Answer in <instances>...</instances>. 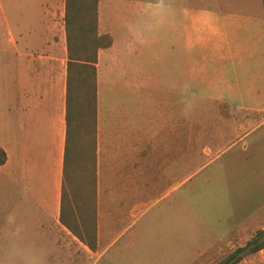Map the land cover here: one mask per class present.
<instances>
[{"label":"crops","instance_id":"obj_1","mask_svg":"<svg viewBox=\"0 0 264 264\" xmlns=\"http://www.w3.org/2000/svg\"><path fill=\"white\" fill-rule=\"evenodd\" d=\"M65 5L0 0V150L6 157L0 165V242L16 240L27 252L56 259L70 258L81 244L59 222ZM98 33L110 35L113 44L99 51L96 65L95 255L122 241V259L188 264L198 255H188L181 228L188 205L187 98L211 103L237 141L264 124L263 2L99 0ZM164 201L162 215L179 220L174 227L172 221L164 230L156 226L154 237L151 226L136 228ZM239 264H264V250Z\"/></svg>","mask_w":264,"mask_h":264},{"label":"rangeland","instance_id":"obj_2","mask_svg":"<svg viewBox=\"0 0 264 264\" xmlns=\"http://www.w3.org/2000/svg\"><path fill=\"white\" fill-rule=\"evenodd\" d=\"M186 111L188 205L186 216L184 212L181 216V228L188 255H198L189 258L188 264H219L264 230V124L237 141L231 125L220 121L211 103L189 94ZM166 204L151 207L136 228L151 226L148 235L154 237V227L164 230L170 221L174 227L179 220L162 215ZM122 243L114 242L99 259L76 243L70 258L56 259L34 250L27 252L18 241L8 240L0 242V264H140L142 260L132 256L122 259ZM203 246L205 253L199 256Z\"/></svg>","mask_w":264,"mask_h":264},{"label":"trees","instance_id":"obj_3","mask_svg":"<svg viewBox=\"0 0 264 264\" xmlns=\"http://www.w3.org/2000/svg\"><path fill=\"white\" fill-rule=\"evenodd\" d=\"M263 7H264V0ZM99 0H66V140L60 224L92 253L97 252V69L98 54L113 38L98 33ZM0 150V165L5 163ZM264 250V230L224 257L239 264Z\"/></svg>","mask_w":264,"mask_h":264}]
</instances>
